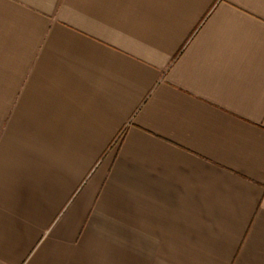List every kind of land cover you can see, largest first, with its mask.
<instances>
[{
	"label": "crops",
	"instance_id": "crops-1",
	"mask_svg": "<svg viewBox=\"0 0 264 264\" xmlns=\"http://www.w3.org/2000/svg\"><path fill=\"white\" fill-rule=\"evenodd\" d=\"M0 264H264V0H0Z\"/></svg>",
	"mask_w": 264,
	"mask_h": 264
}]
</instances>
